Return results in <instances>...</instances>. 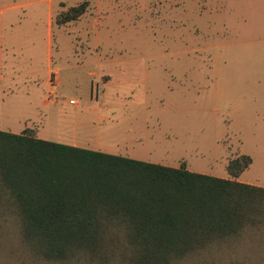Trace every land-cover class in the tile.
<instances>
[{
    "label": "rangeland",
    "instance_id": "1",
    "mask_svg": "<svg viewBox=\"0 0 264 264\" xmlns=\"http://www.w3.org/2000/svg\"><path fill=\"white\" fill-rule=\"evenodd\" d=\"M80 1L0 0V129L220 177L248 154L264 186V0H89L58 23ZM10 234L0 264H48Z\"/></svg>",
    "mask_w": 264,
    "mask_h": 264
},
{
    "label": "trees",
    "instance_id": "2",
    "mask_svg": "<svg viewBox=\"0 0 264 264\" xmlns=\"http://www.w3.org/2000/svg\"><path fill=\"white\" fill-rule=\"evenodd\" d=\"M250 163L220 177L0 129V243L48 264H264L233 254L264 242V186L236 179Z\"/></svg>",
    "mask_w": 264,
    "mask_h": 264
},
{
    "label": "crops",
    "instance_id": "3",
    "mask_svg": "<svg viewBox=\"0 0 264 264\" xmlns=\"http://www.w3.org/2000/svg\"><path fill=\"white\" fill-rule=\"evenodd\" d=\"M73 145H77V144H73ZM77 146H81V145H77ZM81 147H82V146H81ZM240 176H241V174H240ZM240 176H239V177H240ZM239 177H238L237 180L242 181V182H246V181L240 180ZM246 183H248V182H246ZM251 184H252V183H251ZM255 185H256V184H255ZM260 186H261V185H260Z\"/></svg>",
    "mask_w": 264,
    "mask_h": 264
}]
</instances>
